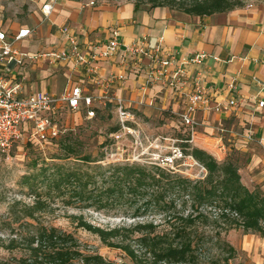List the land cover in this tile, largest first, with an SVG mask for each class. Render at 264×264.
Instances as JSON below:
<instances>
[{
	"label": "crops",
	"instance_id": "1",
	"mask_svg": "<svg viewBox=\"0 0 264 264\" xmlns=\"http://www.w3.org/2000/svg\"><path fill=\"white\" fill-rule=\"evenodd\" d=\"M20 1L30 5V18L19 21L11 13L13 5L3 1L0 29L11 34L30 28L32 35L16 43L23 51L66 47V35L70 34L89 53L93 45L100 47L107 41L110 28L118 27L126 42L146 36L150 48L161 37L163 53L172 56L176 63L205 53L200 64L182 65L187 74L183 92H190L196 78L201 76L209 106L236 100L238 106L230 111H203L196 117L204 138L216 140L223 150L225 138L230 146L241 151L245 157L239 172L243 185L264 192V106H258L259 101H264V3L199 16L169 7L135 10L130 0H101L93 6L85 5L88 0H59L46 18L40 11L41 1ZM31 44H36V48L30 49ZM93 66L94 74H91L87 66L75 65L73 61L52 64L40 59L21 68H11L9 75L22 83L25 94L42 91L59 96L65 89L79 86L89 95L106 93L134 107L141 99L146 109L154 103L173 112L184 109V98L159 84L148 86L143 92L144 75L125 73L120 52L108 60L94 62ZM111 74L123 75L124 79L106 82ZM214 132L216 135L209 137ZM197 147L211 150L207 143ZM241 249L252 253L254 264H264V237L245 235Z\"/></svg>",
	"mask_w": 264,
	"mask_h": 264
},
{
	"label": "trees",
	"instance_id": "2",
	"mask_svg": "<svg viewBox=\"0 0 264 264\" xmlns=\"http://www.w3.org/2000/svg\"><path fill=\"white\" fill-rule=\"evenodd\" d=\"M130 1L135 10L148 5L199 16L243 7L239 0ZM94 111L96 117L98 107ZM117 129L118 126L112 128V132ZM181 139L183 144L176 146L182 154L191 156L205 168L202 179H190L153 162H117L106 168L99 164L89 166L94 160L81 153L77 139L62 134L53 140L50 146L57 153L52 152L49 161L47 157H35L30 172L20 179L21 186L26 188L24 194L34 199L32 204L14 201L4 220L6 225L17 224L23 231H16L7 241L0 238V245L9 251L19 248L23 253L20 257L0 259V264H116L98 253L81 250L72 234L40 222L38 214L51 210L57 202L63 207L96 212L127 206L132 208L130 218L144 217L147 213L159 215V222L137 221L105 229L90 224L80 215L75 217L77 227L96 234L106 246L120 249L135 264H221L215 258L200 259V252L208 242L205 232L198 229L207 225L212 216L216 221H225V230L236 227L244 234L264 237V192L243 185L233 161L218 162L205 150L190 147L189 135ZM25 147L41 154L40 148L31 144ZM18 205L20 210L16 209ZM162 224L164 227L160 229ZM214 232L210 240L225 248L223 262L228 264L236 249L222 242L219 231Z\"/></svg>",
	"mask_w": 264,
	"mask_h": 264
},
{
	"label": "rangeland",
	"instance_id": "3",
	"mask_svg": "<svg viewBox=\"0 0 264 264\" xmlns=\"http://www.w3.org/2000/svg\"><path fill=\"white\" fill-rule=\"evenodd\" d=\"M3 1L13 5L10 9L11 13L19 21L23 22L30 18L28 10L30 5H23V1L20 0H0V3ZM238 2H241L244 7L249 4L264 3V0H239ZM140 7L149 6L141 5ZM6 12H8V9ZM34 48H36V44H31L30 49ZM96 104L99 113L93 119H85L83 110H80L78 115L70 114L66 116L68 115L66 114L61 116L59 122V124H62L61 127H68L63 135L77 139L81 153L90 156L91 160H94L89 166L99 164L106 168L108 164L117 162H135L138 164H150L153 162L161 167H168L161 162V158L170 156L172 147L175 145L180 146L179 144H183L181 143V138L184 139L187 135H190L189 129L180 124L178 116L167 108L162 109L159 103H154L148 109L144 107L145 102L137 107L125 104L127 110L134 114V118L126 121L124 126L119 120L117 106L114 102L108 103L106 100H102L101 103ZM117 126L118 129L112 132V128ZM203 131L202 127L197 126L193 141L189 142L190 147H197L198 144L207 143L211 150H205L206 152L211 154L218 162L233 161L238 167V172H240L245 162V157L241 151L230 146V143L225 138L222 139L225 145L224 150L219 149L216 140L202 136L204 134ZM215 135L214 132L209 137H214ZM40 150L41 154L37 150L25 147L23 143L17 145L9 154L0 153V238L4 240L11 238L16 231H23V228L18 227L17 224L8 226L4 223V220L8 217L9 206L14 201L31 205L34 200L32 196L24 194L26 188L20 184L21 176L30 172V165L35 157L48 158L56 152V149L48 144L43 145ZM65 162L72 163L73 160ZM189 164V160L180 159L177 164L173 163L172 167L175 172L185 177L196 180L202 179L204 176L200 173L199 168ZM20 207L21 205H18L16 209L20 210ZM131 210V207L119 205L115 209L96 212L93 209L80 210L63 207L57 202L51 210L42 212L38 216L43 225L54 226L72 234L80 243L81 250L85 252L98 253L116 264H135L120 249L106 246L96 234L77 227V221L75 220V217L80 215L90 224L104 229L114 226H128L137 221L155 220L159 222L160 220L159 215L149 213L144 217L130 218L128 214H130ZM224 222L222 220L216 221L212 216L207 225L198 229V232H205L208 242L203 251L200 252V259L215 258L220 260L221 264H224L223 258L226 257L225 248L221 249L214 239L210 240V237L215 233L214 231H219L222 242H227L236 249L234 257L228 261V264H254L252 253L241 249V243L245 235L250 234H244L240 228L236 227L225 230L226 223ZM163 227L164 224L160 226V229ZM137 236L135 233L134 237ZM22 253L19 248L9 251L0 245V259H9L12 256L20 257Z\"/></svg>",
	"mask_w": 264,
	"mask_h": 264
},
{
	"label": "built area",
	"instance_id": "4",
	"mask_svg": "<svg viewBox=\"0 0 264 264\" xmlns=\"http://www.w3.org/2000/svg\"><path fill=\"white\" fill-rule=\"evenodd\" d=\"M38 1H41L40 11L46 18L59 2V0ZM96 1L88 0L85 5L93 6ZM31 35L30 28H21L11 34L0 29V153L9 154L17 145L23 143L31 144L37 148H41L45 144L51 145V142L58 139L68 128H63L62 124H59L61 116L79 114L80 110H83L85 119H91L95 114L94 107H98L96 103H101L102 100L116 104L122 126L126 121L134 118V114L127 110L121 99L111 98L106 93L103 96L89 95L79 86L65 89L59 96L42 91L25 94L22 83L9 75L11 68H21L40 59L52 64L73 61L75 65L87 66L89 72L94 74V62L108 60L120 52L125 73L133 72L135 75H144L143 92L148 86L159 84L162 88L170 89L174 95L184 98V109L181 112L172 111V113L178 116L182 126L189 129L188 142L193 141L196 128L200 125L196 117L198 112L210 110L227 112L238 106L235 99H230L224 104L209 106L204 96L206 88L202 84L201 76L196 78L190 92H183V88L187 84V74L182 65L200 64L206 54L200 52L176 63L172 56L163 53L161 37L150 48L146 36H142L136 41L126 42L121 37L120 29L112 27L109 29L107 41L100 47L93 45V49L89 53L85 52L86 50L82 48L77 38L70 34L66 35V47L51 46L38 52L19 49L16 43ZM116 79H124V76L111 74L106 82L111 83ZM231 88H233L232 85ZM143 103L144 101L141 99L137 102L138 105ZM258 106H264V101H259ZM64 122L66 123V121ZM128 129L130 130V128ZM171 153L170 156L161 158V162L166 166L173 169L172 164L176 161L189 160V165L197 166L200 173L205 176V168L191 156L183 155L178 146H173Z\"/></svg>",
	"mask_w": 264,
	"mask_h": 264
}]
</instances>
